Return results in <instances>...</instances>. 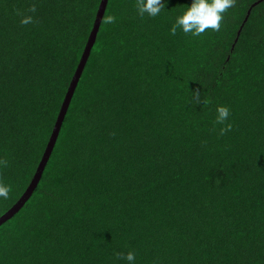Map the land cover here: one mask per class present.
<instances>
[{
    "label": "trees",
    "instance_id": "trees-1",
    "mask_svg": "<svg viewBox=\"0 0 264 264\" xmlns=\"http://www.w3.org/2000/svg\"><path fill=\"white\" fill-rule=\"evenodd\" d=\"M99 1L0 0V182L11 188L0 215L40 160ZM254 1L234 0L219 31L193 36L169 31L191 0L156 17L108 0L38 184L0 225V264H128L129 251L135 264H264ZM218 105L230 109L223 134Z\"/></svg>",
    "mask_w": 264,
    "mask_h": 264
},
{
    "label": "clouds",
    "instance_id": "clouds-1",
    "mask_svg": "<svg viewBox=\"0 0 264 264\" xmlns=\"http://www.w3.org/2000/svg\"><path fill=\"white\" fill-rule=\"evenodd\" d=\"M234 0H191L182 14L176 17L175 22L170 28V33L175 35L179 28L184 33H191L193 36H200L206 30L219 31L221 22L226 11L232 7ZM167 0H136V8L138 14L143 17L147 14L150 17L158 16L162 10H165ZM30 12H35V7H32ZM116 17L108 15L105 18V23L111 24L115 22ZM33 21L31 15H22L21 24H30ZM230 115V109L227 105H218L216 108V123L224 125L220 128L221 134L230 131L231 125L225 124ZM0 161V164H3ZM11 191L10 186L0 182V198L6 200L9 198ZM124 259L128 264H135V253L129 251L125 254Z\"/></svg>",
    "mask_w": 264,
    "mask_h": 264
},
{
    "label": "water",
    "instance_id": "water-1",
    "mask_svg": "<svg viewBox=\"0 0 264 264\" xmlns=\"http://www.w3.org/2000/svg\"><path fill=\"white\" fill-rule=\"evenodd\" d=\"M260 0L254 1L251 6L255 5L258 3ZM108 0H100L95 17L92 23V27L89 31V34L87 36L84 48L82 50L81 56L79 58V61L76 65V68L73 72V75L69 81V84L67 86L66 92L63 96V99L61 101L58 113L56 115L52 130L50 132V135L47 139L46 145L44 147L43 153L40 157V160L33 172V175L27 184V187L25 190L21 193V195L18 197V199L4 212L0 215V225L8 220L10 217H12L23 205L24 203L28 200V198L31 196L32 192L34 191L35 187L38 184V181L41 177L42 171L45 167V164L50 156V153L53 149V146L55 144L56 138L58 136L62 121L64 119V116L66 114L70 99L73 95L74 89L76 87L77 81L81 75V72L84 68V65L86 63V60L89 56L90 50L94 44V41L96 39L97 31L99 29L106 5H107ZM250 12V8L247 10L246 15L243 19V23L246 21L248 14ZM242 23V24H243ZM242 26V25H241ZM239 34V31L237 32V35ZM236 39L234 40V42Z\"/></svg>",
    "mask_w": 264,
    "mask_h": 264
}]
</instances>
